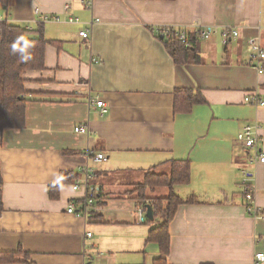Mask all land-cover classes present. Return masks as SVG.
<instances>
[{
	"label": "crops",
	"instance_id": "crops-1",
	"mask_svg": "<svg viewBox=\"0 0 264 264\" xmlns=\"http://www.w3.org/2000/svg\"><path fill=\"white\" fill-rule=\"evenodd\" d=\"M0 7L10 24L34 31L42 24L49 40L45 68L23 74L25 126L0 130L1 251L28 252L31 264H153L160 256L147 241L154 224L134 189L147 171L169 172L172 161L187 160L189 183L173 186L188 202L170 223L168 262L264 264L255 259L264 252V218L247 212L242 184L249 169L264 214V163L251 161L253 150L239 140L258 124L264 151V105L245 101L253 92L264 99V61L260 72L248 50L257 36L264 47V0H13ZM40 13L59 20L37 23ZM195 24L212 34L199 38L196 57L177 63L162 40L165 28ZM225 26L239 27L226 43ZM85 29L90 38L80 35ZM178 88L199 90L205 101L176 112ZM89 93L107 113L89 108ZM98 153L107 159L95 161ZM88 165L103 203L97 217L83 218L68 208L82 202L84 189L74 185ZM161 188L149 194L167 196Z\"/></svg>",
	"mask_w": 264,
	"mask_h": 264
},
{
	"label": "trees",
	"instance_id": "trees-1",
	"mask_svg": "<svg viewBox=\"0 0 264 264\" xmlns=\"http://www.w3.org/2000/svg\"><path fill=\"white\" fill-rule=\"evenodd\" d=\"M13 0H0V6L10 8ZM36 36H31L32 33ZM163 34V33H162ZM162 34L160 36H162ZM164 35V34H163ZM162 39L168 52L175 62L185 63L196 57L199 36L194 32L188 33V42L184 43L175 32L168 30ZM27 40L31 45L28 50L29 59L21 60L18 54H13L11 46L17 40ZM49 40L45 37L44 28L39 24L37 30H29L27 27L0 22V130L7 127H23L26 124V78L23 74L28 70H40L45 68V50ZM205 99L199 90L178 88L175 90V111L188 112L197 103ZM190 162L187 160L172 161L169 172L147 171L142 182L136 184L134 192L140 204L152 205L154 220L147 222L154 224L150 229L147 241L157 243L160 256L154 259L153 264H170L168 255L171 247L170 223L175 216L180 204L188 202L173 191L176 184H185L190 181ZM66 172H62L65 177ZM157 187H168L167 196H152L150 191ZM101 195V194H100ZM190 201V200H189ZM98 203H103L99 201ZM97 215L93 217H97ZM160 219L161 221H158ZM29 253L23 250L1 251L0 264L23 262L31 264Z\"/></svg>",
	"mask_w": 264,
	"mask_h": 264
},
{
	"label": "built area",
	"instance_id": "built-area-1",
	"mask_svg": "<svg viewBox=\"0 0 264 264\" xmlns=\"http://www.w3.org/2000/svg\"><path fill=\"white\" fill-rule=\"evenodd\" d=\"M69 7V6H68ZM38 12V11H37ZM50 20H59V17H52L47 14H41L39 17H37L36 22L37 23H45ZM76 18L70 17L69 21H74ZM0 22H7L11 23L12 19L9 14L4 13L2 9H0ZM92 24V23H91ZM30 29V27H27ZM167 31L171 30L175 32L177 36L184 42L189 44L188 42V33L191 32L189 28L186 27H167L165 28ZM192 32L196 33L199 38L201 39H207L211 36V29L207 27L201 26V24H195L192 26ZM80 35L85 38H90V32L88 29L81 30ZM221 35L223 37L224 43H226L229 39H231L234 36L239 35V27L236 26H225L222 28ZM248 50L250 53L251 60L255 63L256 68L259 69L260 72L263 71V61H264V47L262 45L261 39L259 36L252 37L249 39L248 42ZM95 62H98L97 58H93ZM245 101L249 104H254L257 106H263L264 105V99H262L257 92H253L251 94H248L245 97ZM88 106L89 108L92 107H98L100 110V113L104 115L108 112V108L106 103L103 99H100L99 97H95L92 94H88ZM258 129L259 125H248L247 128L239 134V140H241L247 148H250L253 150V155H251V161L257 163V162H263L264 163V151L260 149L259 146V136H258ZM76 131L89 134V129L87 126H78L76 127ZM88 157H92V152H87ZM93 158L95 161H103L107 159V156L104 153H98L96 155H93ZM83 174L84 177L79 180L75 185V189H84V197L82 198V202L78 206V209H76L75 204H70L68 208L69 213L76 214L78 216H82L83 218H89L93 214H97L99 208L101 207V204L98 203V200L101 197V193L95 185L92 180L95 178V170L93 167H90L89 165L83 168ZM254 176L249 169H243L242 170V184L244 188V195L247 200L246 209L247 212L253 216L255 219H263L264 214L262 208L259 206V204L256 201L255 197V186H254ZM139 219L140 221H143L146 219L145 216V209L141 207L139 209ZM92 235L91 232H87V236L90 237ZM255 259L258 262L264 261V252L263 251H257Z\"/></svg>",
	"mask_w": 264,
	"mask_h": 264
},
{
	"label": "clouds",
	"instance_id": "clouds-1",
	"mask_svg": "<svg viewBox=\"0 0 264 264\" xmlns=\"http://www.w3.org/2000/svg\"><path fill=\"white\" fill-rule=\"evenodd\" d=\"M31 48V45L27 40L20 41L19 38L17 42H13L11 46V51L13 54H18L21 60L29 59L28 50Z\"/></svg>",
	"mask_w": 264,
	"mask_h": 264
},
{
	"label": "water",
	"instance_id": "water-1",
	"mask_svg": "<svg viewBox=\"0 0 264 264\" xmlns=\"http://www.w3.org/2000/svg\"><path fill=\"white\" fill-rule=\"evenodd\" d=\"M163 37V35H162ZM146 208H147V217L151 220H154L155 216H154V213H153V209H152V205L151 204H147L146 205Z\"/></svg>",
	"mask_w": 264,
	"mask_h": 264
},
{
	"label": "rangeland",
	"instance_id": "rangeland-1",
	"mask_svg": "<svg viewBox=\"0 0 264 264\" xmlns=\"http://www.w3.org/2000/svg\"><path fill=\"white\" fill-rule=\"evenodd\" d=\"M0 9H1V7H0ZM159 191H161L163 194H167V193H169V188L164 187L163 189L161 188V190H159ZM159 191H157L156 195H159Z\"/></svg>",
	"mask_w": 264,
	"mask_h": 264
}]
</instances>
